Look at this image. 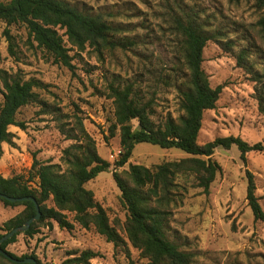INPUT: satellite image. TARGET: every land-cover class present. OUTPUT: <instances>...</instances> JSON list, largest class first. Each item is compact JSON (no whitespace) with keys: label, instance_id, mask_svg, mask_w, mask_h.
Segmentation results:
<instances>
[{"label":"rangeland","instance_id":"rangeland-1","mask_svg":"<svg viewBox=\"0 0 264 264\" xmlns=\"http://www.w3.org/2000/svg\"><path fill=\"white\" fill-rule=\"evenodd\" d=\"M8 2L9 0H0ZM80 10L98 14L116 30L118 39L131 42L125 49H92L76 55L74 71L54 64L31 45L21 26L9 28L15 36L16 58L7 52L0 22V70L18 72L24 79L39 80L38 103L27 105L16 115L24 129H10L13 146L5 147L0 172L30 176L33 158L43 163H61V152L71 144L60 128L82 118L94 140L98 155L109 162L108 171L86 184L94 199L106 209L109 220L124 237L126 210L113 181L115 171L129 164L153 167L163 161L188 157L182 151L138 144L123 169L114 166L119 157V135L109 136L113 123L109 85L132 84L136 94L149 102L160 124L168 115L178 118L180 91L185 88L181 37L176 20L193 19L209 35L203 50L202 69L210 86H222L215 108L203 114L197 142L239 137L250 145L264 144V37L257 26L262 12L249 1L230 0H66ZM62 33V32H61ZM245 57L239 64L238 57ZM1 86V85H0ZM1 101V95H0ZM136 125V123L134 122ZM5 146V145H3ZM212 159L220 166L206 195L191 176L179 177V202L172 209L169 240L192 255V264H262L264 221H256L246 201V172L254 177L255 194L264 212V153L249 152L245 162L236 147L217 148ZM49 206V203H46ZM23 207L0 202V225ZM72 222V215L67 214ZM33 237L18 235L7 251L16 256L34 255L43 264H62L73 254L91 250V264H146L140 251L126 242L114 248L92 228L74 224L72 230L39 225Z\"/></svg>","mask_w":264,"mask_h":264},{"label":"trees","instance_id":"trees-1","mask_svg":"<svg viewBox=\"0 0 264 264\" xmlns=\"http://www.w3.org/2000/svg\"><path fill=\"white\" fill-rule=\"evenodd\" d=\"M239 3L249 1L262 12L257 22L264 37V0H230ZM0 22L5 24L3 36L7 52L16 58L15 36L9 28L21 26L31 45L35 44L52 63L74 71L72 51L79 55L92 49L98 56L104 51L125 49L131 42L118 39L115 28L102 16L80 10L66 0H9L0 1ZM176 30L181 37V52L184 65L185 88L180 91V111L174 119L168 115L160 124L152 119L154 111L149 102L142 100L132 84L109 85L108 96L112 100L113 123L109 136L119 135V157L114 166L123 169L138 144H150L161 149H176L188 157L178 161H163L153 167L129 164L127 170L115 171L112 175L121 203L126 210L122 232L127 242L140 251L146 264H192V255L180 250L177 243L169 240L172 209L179 202L177 182L179 177H193L196 186L208 195L220 166L212 156L217 148L236 147L245 162L249 152L264 153V144H248L239 137L215 138L203 145L197 142L203 114L213 110L219 99L222 86L212 88L202 69L203 50L210 40L204 28L195 20H176ZM62 32V33H61ZM245 53L239 55V64ZM0 159L5 147L13 146L10 129L24 125L17 122L16 115L27 105L36 103L44 85L34 78L24 79L18 72L0 70ZM38 103V102H37ZM264 112V108L262 109ZM72 123L60 128V134L71 144L61 152V163L39 162L33 158L30 176L6 175L0 172V193L22 198H34L40 208L41 218L30 228L18 233L1 244V249L12 258L24 260L34 255L16 256L7 247L16 241L18 235L33 237L39 225L72 230L74 224L83 229L92 228L114 248L125 245L124 237L111 224L108 213L94 199L92 191L85 186L100 173L108 171L110 163L102 159L96 150L94 140L86 131L83 120L77 114ZM136 123V125L134 124ZM5 145V146H3ZM246 201L253 218L264 221V212L255 194L254 177L246 172ZM4 206L23 209L0 225V238L11 230L22 226L35 215L31 201L12 203L3 198ZM46 203L50 205L47 206ZM72 215V222L67 219ZM96 257L91 250L73 254L62 264H91ZM264 264V257L262 258ZM0 264H15L0 254ZM30 264V263H20Z\"/></svg>","mask_w":264,"mask_h":264},{"label":"water","instance_id":"water-1","mask_svg":"<svg viewBox=\"0 0 264 264\" xmlns=\"http://www.w3.org/2000/svg\"><path fill=\"white\" fill-rule=\"evenodd\" d=\"M0 198H3V199H5L9 202H12V203L31 201L34 205V208H35V215L32 218L27 220L22 226L11 230L10 232L6 233L4 236H2L0 238V254L15 264H20V263L38 264L37 261L33 258H27L24 260H18V259L12 258L9 254H7L6 251L1 249V244L3 242L9 240L10 238H12L13 236H15L18 233H23V232L27 231L30 228L32 223L38 221L41 218V212H40V208H39L37 201L32 197L13 198V197H8L5 195H2L1 193H0Z\"/></svg>","mask_w":264,"mask_h":264}]
</instances>
